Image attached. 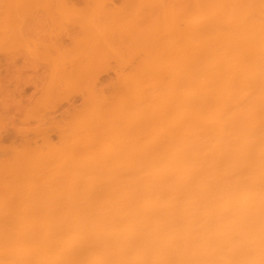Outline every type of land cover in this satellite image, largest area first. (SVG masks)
<instances>
[{
  "label": "bare ground",
  "instance_id": "1",
  "mask_svg": "<svg viewBox=\"0 0 264 264\" xmlns=\"http://www.w3.org/2000/svg\"><path fill=\"white\" fill-rule=\"evenodd\" d=\"M124 2L0 0L41 106L84 98L0 159V264H264V0Z\"/></svg>",
  "mask_w": 264,
  "mask_h": 264
},
{
  "label": "rangeland",
  "instance_id": "2",
  "mask_svg": "<svg viewBox=\"0 0 264 264\" xmlns=\"http://www.w3.org/2000/svg\"><path fill=\"white\" fill-rule=\"evenodd\" d=\"M70 1L77 4L78 6H83L85 4V0H70ZM106 1L109 4V6L112 5L113 7L118 6V5L122 6L125 3L124 2L125 0H106ZM39 13H42V12H39ZM41 16L43 17L44 15L41 14ZM39 17H40L39 15L36 16L35 18L36 20H34L36 24H33L34 23L33 19H32V22L28 23V27H29L28 32L30 33V31L35 30V34L34 32H32V34L35 35L34 38H37V35H38L37 33H41V35L43 34V36L39 34L41 37L40 40H44L46 37H47L46 39H48L49 37L48 34L52 27L51 25H48L49 23L47 24L46 18L43 17L39 19ZM38 21H41V23ZM70 26L71 27L73 26V28H71ZM45 28H46V31L48 30L47 32L46 31L44 32ZM63 29L65 30L62 31L60 35H58L59 36L58 40L61 41L62 45L70 46L73 39L77 37L78 34L80 33L79 32L80 29L71 23L65 25ZM77 29H78V33L74 32ZM65 31L68 33H66ZM72 33L76 35L73 36ZM63 34L70 36V37H65ZM33 36L31 35V37ZM70 38L72 40L69 43ZM21 51L19 49L17 51H7L9 53H6V51L0 52V159L5 158V156L7 157V155L9 157L11 155L12 149L20 148L21 146H23L24 142L26 143V141L28 142L29 140H32L33 138L34 139L32 141H29L30 143L35 144V145L41 144L42 140H41L40 135H38L39 130L46 129L48 135L49 133L51 134L49 136L51 139L53 138L52 141H54L56 137L54 141L56 142L58 139V136H57V132H55L54 129L52 128L53 124H56V122L57 123L60 122L62 119H65L64 118L65 116L68 117L72 113L69 111H73L74 108H80L84 103V98L83 99L81 98L83 97L81 96V93L77 91H73L74 93L73 92L72 93L70 92V94L68 93L69 96L68 95L65 97L60 96L59 100L57 101H55L56 99L53 100V102L49 104L51 105L49 106L50 109L48 106L47 108L44 106H41V103L39 102H41L40 100L42 98V94L44 93V89H45L44 87L47 86L46 85L48 84L47 80H49L48 78L51 74L49 72V75H48V70L51 71V69L47 68L48 64L46 61L41 60V62H39L40 60L38 59L35 60L34 57L32 59V57L30 56L28 52L26 53L24 52V50L22 52ZM113 63L114 62L110 64V67L108 68V70L102 71L101 72L102 74L99 75V78H100L99 81L103 86H107V85L109 86L111 83H113V81H116L117 79L116 72L118 68L115 63L113 66ZM101 80H103V82ZM44 84L46 86H44ZM31 108H33V110H31ZM68 112L70 113L69 115H68ZM41 113L43 116L41 115ZM30 116L33 119H29ZM36 119L39 121H36ZM44 120H46L45 121L46 123L43 122ZM63 121L64 120H62V122ZM42 123H44V125L46 126L42 125ZM37 125H40V126H37ZM35 126H37L38 128H36ZM29 129H31L32 131H29ZM26 131H29V132L27 133ZM36 137H38L37 138L39 139L38 141L37 139H35ZM26 138L29 140H25ZM34 140L36 141L34 142ZM7 147L8 149H6Z\"/></svg>",
  "mask_w": 264,
  "mask_h": 264
}]
</instances>
